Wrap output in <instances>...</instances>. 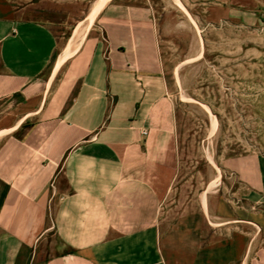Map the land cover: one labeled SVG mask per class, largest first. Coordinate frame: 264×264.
I'll return each instance as SVG.
<instances>
[{
    "label": "crops",
    "instance_id": "0c3cea01",
    "mask_svg": "<svg viewBox=\"0 0 264 264\" xmlns=\"http://www.w3.org/2000/svg\"><path fill=\"white\" fill-rule=\"evenodd\" d=\"M95 26L64 59L78 28L63 43L49 18L0 12V264H231L211 229L216 191L206 237L200 209L190 228L162 217L177 110L152 16L109 2ZM225 169L249 191L239 222L264 232V157ZM261 233L250 264H264ZM52 235L65 250L44 254Z\"/></svg>",
    "mask_w": 264,
    "mask_h": 264
},
{
    "label": "rangeland",
    "instance_id": "374dc122",
    "mask_svg": "<svg viewBox=\"0 0 264 264\" xmlns=\"http://www.w3.org/2000/svg\"><path fill=\"white\" fill-rule=\"evenodd\" d=\"M100 1L0 0V12L22 19L49 18L65 43L80 25L85 28L90 23L91 14L105 0ZM178 1L180 6L175 0L109 1L144 6L152 16L176 104L177 132L171 153L176 179L169 193L162 195V217L172 226L188 220L190 228L192 218L187 215L200 209L193 220L201 223L200 231L205 227L206 237L204 195L216 189L206 195L207 207L217 214L210 218L215 242L230 244L224 258L231 264L245 254L250 264L261 255L251 243L261 230L239 222L247 210H253L252 203L246 198L248 189L225 169V161L247 154L264 157V0ZM96 23L97 18L91 28ZM177 236L170 233L172 240ZM52 249L54 254L65 250L55 235L40 247L44 254ZM222 258L216 256L214 264H222Z\"/></svg>",
    "mask_w": 264,
    "mask_h": 264
},
{
    "label": "bare ground",
    "instance_id": "6f19581e",
    "mask_svg": "<svg viewBox=\"0 0 264 264\" xmlns=\"http://www.w3.org/2000/svg\"><path fill=\"white\" fill-rule=\"evenodd\" d=\"M102 1V0H101ZM100 1V2H101ZM110 0H105L103 1L101 4L99 2V7L93 12V14H91V18H90V23L85 27H78L77 31H76V35L75 38L72 42V46H71V50L70 52L64 57V59H66L67 57L73 55L81 46L83 40L85 39L88 31L90 30L91 26L93 25V23L95 22L98 14L102 11V9L105 7V5L109 2ZM174 1V0H173ZM177 2V4L180 6V2L178 0H175ZM90 16V15H89ZM88 19V18H87ZM89 21V20H88ZM83 24V23H82ZM212 191H216V189H210L208 191L205 192V194H207L208 192H212ZM205 198V196H204ZM205 202V201H204Z\"/></svg>",
    "mask_w": 264,
    "mask_h": 264
},
{
    "label": "built area",
    "instance_id": "2783aa9c",
    "mask_svg": "<svg viewBox=\"0 0 264 264\" xmlns=\"http://www.w3.org/2000/svg\"><path fill=\"white\" fill-rule=\"evenodd\" d=\"M145 135L147 134V131L143 132Z\"/></svg>",
    "mask_w": 264,
    "mask_h": 264
}]
</instances>
